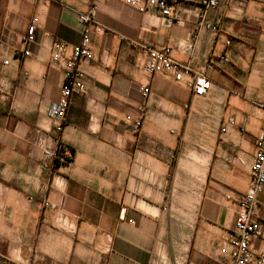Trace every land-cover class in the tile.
I'll return each instance as SVG.
<instances>
[{"label": "crops", "instance_id": "1", "mask_svg": "<svg viewBox=\"0 0 264 264\" xmlns=\"http://www.w3.org/2000/svg\"><path fill=\"white\" fill-rule=\"evenodd\" d=\"M172 1L179 20L119 0H0V264L227 263L238 212L227 197L248 190L264 124V0L207 11L205 0ZM93 6L101 31L90 33L84 91L56 132L64 71L51 47L64 43L68 57ZM34 18L31 56L17 59ZM218 18V33L204 27ZM133 43L203 70L207 96L145 74ZM257 203L264 220V192ZM252 245L264 251V232Z\"/></svg>", "mask_w": 264, "mask_h": 264}, {"label": "built area", "instance_id": "2", "mask_svg": "<svg viewBox=\"0 0 264 264\" xmlns=\"http://www.w3.org/2000/svg\"><path fill=\"white\" fill-rule=\"evenodd\" d=\"M37 2H55L57 0H34ZM131 7L138 9L140 12H148L150 9L158 11L162 17L179 20L181 18L178 12L173 10L174 3L172 0H119ZM228 0H205V11L218 7ZM96 8L93 6L88 13L80 15L79 21L83 25L80 42L72 47L68 57L66 54L67 46L62 42H54L51 47V61L53 64L61 65L64 71V81L61 95L56 104L50 110V118L53 122L56 132H61L64 127L65 117L72 98L84 91L85 72L81 65L89 63L93 57V47L90 37L94 29L100 32L101 29L96 27ZM38 19L31 21L30 33L21 38V49L16 58L22 59L31 56L30 46L35 43L34 32L37 29ZM222 23V18L216 19L213 23L205 21L204 27L212 33H218ZM226 45H231V40L226 41ZM134 48H141L145 55L142 70L149 76L164 75L172 79L179 85H184L192 91L196 97H206L211 89V81L205 76L203 70H194L189 65L176 62L171 57L169 47H139L133 43ZM227 61L226 58H220ZM9 62L5 61L4 65ZM213 63L208 61L205 69H212ZM27 78V76H25ZM143 97L150 95V88L143 86L140 88ZM236 126L235 120L228 122L220 130L221 134H226L230 128ZM141 128V122L136 121L134 130L138 132ZM241 132H244L241 129ZM45 156L51 157L52 154L45 150ZM264 192V124L260 129L259 135L255 142V156L251 165L250 185L248 190L243 194L230 195L228 200H234L238 205L237 218L234 228L228 233L227 239L220 249L221 255L227 258L226 264H264V251H256L252 242L259 239L264 232V220L258 213L257 198ZM54 210L55 207L51 206ZM58 222L64 226L65 217L58 215Z\"/></svg>", "mask_w": 264, "mask_h": 264}, {"label": "trees", "instance_id": "3", "mask_svg": "<svg viewBox=\"0 0 264 264\" xmlns=\"http://www.w3.org/2000/svg\"><path fill=\"white\" fill-rule=\"evenodd\" d=\"M70 152H71L72 155L74 154V150L73 149H70Z\"/></svg>", "mask_w": 264, "mask_h": 264}]
</instances>
